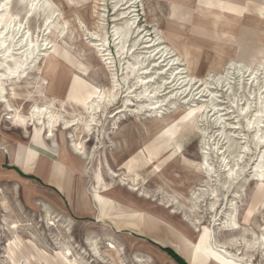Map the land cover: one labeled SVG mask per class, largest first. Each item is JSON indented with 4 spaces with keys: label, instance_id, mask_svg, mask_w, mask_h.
Returning <instances> with one entry per match:
<instances>
[{
    "label": "rangeland",
    "instance_id": "374dc122",
    "mask_svg": "<svg viewBox=\"0 0 264 264\" xmlns=\"http://www.w3.org/2000/svg\"><path fill=\"white\" fill-rule=\"evenodd\" d=\"M46 1L24 21L25 40L51 44L27 54L21 98L10 95L19 81L1 80L0 264H264V0ZM7 2L22 21L27 1ZM205 6L243 21L214 28ZM132 18L119 52L114 28ZM146 39L176 64L157 63ZM135 56L145 62L129 77ZM28 84L45 96L23 103ZM34 105L48 115L32 118Z\"/></svg>",
    "mask_w": 264,
    "mask_h": 264
},
{
    "label": "bare ground",
    "instance_id": "6f19581e",
    "mask_svg": "<svg viewBox=\"0 0 264 264\" xmlns=\"http://www.w3.org/2000/svg\"><path fill=\"white\" fill-rule=\"evenodd\" d=\"M25 1H27L28 3V10H27V13L24 17V19L21 21L19 20V13H20V9H17V12L15 10V13H7L8 11V2L7 0H2L0 2V54L2 55V59L0 60V68H4L3 69V72H0V93H1V98H4V94H5V87L3 85V83H1V80H4L6 77H8L9 79H16L17 81H19L18 84H16L12 89H11V96L14 97L15 99H19L21 98V94L19 93L18 89H20V80H21V76L23 74L26 73V69H27V65H31L33 61V58H29L27 56V54H31L30 51H35L37 50V48L39 49V47H42L44 50H48L50 48V44L51 43H48V42H45L43 45H36L34 42H29V40H25L26 38V34H23V30H24V21L28 18H30L33 14H34V11H35V7L38 6L40 3H42V8H45V9H48L50 7V4L49 2H47L46 0H19V3L18 4H21L24 3ZM132 1L133 0H130L126 5V8H132ZM127 2V0H126ZM172 2L174 3H177V4H184V5H187V4H190L191 3V0H172ZM38 3V4H37ZM96 3V2H95ZM99 4V3H98ZM136 4V2L134 3V5ZM96 5V4H95ZM101 6V4H99ZM203 7V6H201ZM207 8H209L210 10V13L212 15L215 16L216 20L212 21L213 22V27H217L218 26V20L222 19V18H225V19H228V20H233L235 23L237 24H241V22L243 21V16L242 14L234 11V10H226V9H223V8H215L213 6H205ZM39 8V7H38ZM41 8V9H42ZM211 9H216V10H211ZM43 11V10H42ZM130 11V10H129ZM134 12V11H132ZM125 13V12H124ZM125 14H128L125 13ZM124 14V15H125ZM53 14L52 12H49L46 17H45V21H44V24L43 26L46 27L49 25V21L53 20ZM248 17H250V15L248 14L247 15ZM134 17V16H133ZM251 18V17H250ZM194 20V19H193ZM258 20V19H257ZM257 20H253L251 21V24L252 23H255ZM259 21V20H258ZM63 24V23H62ZM136 24V19L135 18H132L130 20V23L126 24V26L124 27H115L114 28V31H113V34H114V37L119 41V52L123 51L125 49V47L127 46L128 42L130 41L129 38L131 36V31H132V26H134ZM59 26V25H58ZM248 26V25H247ZM59 28V27H58ZM57 28V29H58ZM64 28V27H63ZM13 29V30H12ZM47 29V28H46ZM65 29V28H64ZM134 29V28H133ZM45 31H48V30H45ZM64 32V30H63ZM223 32V31H222ZM62 33V32H61ZM60 34V33H59ZM63 34V33H62ZM198 36L201 37H211V38H214L213 36L211 35H207V34H197ZM101 40L103 42H105L106 38L104 39V37L101 35ZM219 39V38H218ZM15 40H17L15 42ZM147 41L145 42V44H147L146 46H144L146 49H152L154 48L153 52L156 53L157 57H158V60H156V62H160L161 63V66L162 64H166L167 67H170V66H174L176 64V61L177 59H171L170 57V54L171 52H169V50L167 48H161L160 47V44L157 45V43L154 41V40H149V39H146ZM219 40H222V39H219ZM47 41V39H46ZM36 42V41H35ZM52 42V41H51ZM101 42V41H100ZM226 43H232L233 41L230 40V41H225ZM24 44V45H23ZM52 46V45H51ZM100 46V45H98ZM137 46V42H134V43H131L130 44V48L129 50H132L134 48H136ZM30 48V49H29ZM12 49H18V50H22V52L20 53L19 57H13L11 56V54L9 55L10 52H12L11 50ZM41 49V48H40ZM42 49V50H43ZM43 50V51H44ZM38 52V51H36ZM107 51H104L102 49H98V55L103 59V60H112L111 58H107V57H110L111 55L110 54H106ZM110 52V51H109ZM132 52V51H131ZM187 54V52H186ZM17 56V55H16ZM24 56H26V59L24 58ZM1 58V57H0ZM11 58L12 59V63H8V59ZM113 61V60H112ZM144 60L138 58L135 56V58L129 63V66L127 67V70L125 68V70L127 71V74L129 77H132V76H135L136 72L138 71L137 69H139V67L143 66L144 65ZM157 62V63H158ZM30 63V64H28ZM51 63V62H50ZM49 63V64H50ZM112 63V62H111ZM232 66H236V64H234V62H231ZM148 64V63H147ZM178 65V64H177ZM156 66V65H155ZM239 67V65L237 66ZM1 70V69H0ZM180 69L179 68H176L174 71H173V74L171 76L174 77L175 74L177 75H180ZM260 72V71H259ZM154 73V72H153ZM263 74V73H262ZM150 78H152V76H148V77H139V82L138 84H135L136 86L139 85V83L141 84H145L147 82V80H151ZM185 78V77H184ZM128 79V77H127ZM183 78L181 79H174V81L171 83L172 84V90L174 91V89L176 90H179L181 89V86H183V84L185 83V81H181ZM220 79V78H219ZM222 79L224 80H227L226 78H224L222 76ZM189 80V79H188ZM24 81V80H23ZM223 81V80H222ZM192 82V81H190ZM263 88H264V83H263ZM27 89V96L23 99V103L25 102H29V101H34V100H38V99H35V98H41L42 95L45 94V89L41 88V85L40 86H37L35 87L34 85L32 84H28V87L26 88ZM48 89V88H47ZM46 89V91H47ZM115 86L112 87L111 89H108L106 90L105 92L99 94L96 99L97 100H106L107 98H114L116 93H115ZM155 90V89H154ZM157 90V89H156ZM148 91L145 90L141 93V96L142 97L145 93H147ZM185 93V92H184ZM45 96V95H44ZM147 96V94H146ZM14 99V100H15ZM98 102V101H97ZM111 102V101H110ZM162 101L158 100L156 101L154 104H158L160 103L161 104ZM164 103V102H163ZM264 103V101L262 102ZM94 106V105H93ZM47 106L46 105H43L42 107H38L36 105L34 106H31L30 109H31V117L32 118H36V117H39V116H46L48 115V109L46 108ZM262 107V106H261ZM94 108V107H93ZM93 108H91L92 110H94ZM96 108H99V105L96 106ZM248 106H244L242 108V113L245 112L247 109ZM263 110V109H262ZM260 112H257L256 114H253L252 118H251V122L250 124H254V122H257V118L259 116ZM245 114V113H244ZM58 117V114L55 113V114H52L50 116V118L53 120L57 119ZM92 120V123L94 122L93 118L91 119ZM55 122H57V120H55ZM262 122V121H261ZM20 128H22V126H19ZM174 127V126H173ZM171 128V127H170ZM81 134V133H80ZM159 138V137H158ZM157 138V139H158ZM192 139L191 136L188 137V140L190 141ZM261 140H264V135L260 138ZM175 156V155H174ZM173 156V157H174ZM172 157V158H173ZM135 157L132 158V160L134 159ZM131 161V160H130ZM12 164L19 168L24 174H36V171L34 170V166L32 168V170H29L27 168H24L22 167L19 162L17 161V159L15 157H12ZM166 163L163 164L162 167H160V169L157 171V173H159L162 168L164 167ZM165 169V168H164ZM54 171V170H53ZM237 170H235L234 168H231L229 169V175L231 178L234 177V175L237 174ZM156 173V174H157ZM23 175V174H22ZM54 175V172H52V176ZM25 176V175H24ZM153 177V176H152ZM237 177V176H235ZM149 179H151V177H149ZM148 179V180H149ZM49 184L52 183V181H48ZM42 183V182H40ZM64 194H65V189L63 190ZM233 219V218H232ZM141 236V235H140ZM142 237H145V236H142ZM156 241V240H154Z\"/></svg>",
    "mask_w": 264,
    "mask_h": 264
},
{
    "label": "crops",
    "instance_id": "0c3cea01",
    "mask_svg": "<svg viewBox=\"0 0 264 264\" xmlns=\"http://www.w3.org/2000/svg\"><path fill=\"white\" fill-rule=\"evenodd\" d=\"M20 170V169H19ZM21 171V170H20ZM22 172V171H21Z\"/></svg>",
    "mask_w": 264,
    "mask_h": 264
}]
</instances>
